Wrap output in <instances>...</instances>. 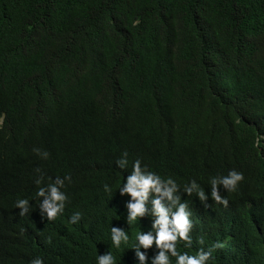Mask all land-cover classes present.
Listing matches in <instances>:
<instances>
[{
    "label": "trees",
    "instance_id": "1",
    "mask_svg": "<svg viewBox=\"0 0 264 264\" xmlns=\"http://www.w3.org/2000/svg\"><path fill=\"white\" fill-rule=\"evenodd\" d=\"M137 159L187 202L192 246L179 251L219 241L207 264H264V0H0V264H96L109 248L135 264L151 220L129 227L118 190ZM233 169L244 179L221 186L224 206L209 181ZM66 175L49 221L37 189ZM192 180L207 206L184 191ZM112 224L130 236L119 249Z\"/></svg>",
    "mask_w": 264,
    "mask_h": 264
},
{
    "label": "clouds",
    "instance_id": "2",
    "mask_svg": "<svg viewBox=\"0 0 264 264\" xmlns=\"http://www.w3.org/2000/svg\"><path fill=\"white\" fill-rule=\"evenodd\" d=\"M257 145L260 141L257 139ZM33 151L42 159H47L50 153L34 147ZM127 152L117 160L118 168L124 169L128 165ZM147 166L142 167L139 159L135 160L132 165V171L127 175L123 185L119 188V193L123 196H129L126 200V224L130 227L133 223L142 217H149L151 220L150 227L147 231L141 230L134 234V244L131 249L135 250V264H173L172 258H175L174 264H207L212 258L214 250L223 247L219 241L211 245L207 250L201 247L195 254L189 252H181L178 250V242L184 241L185 247L192 246V238L189 235L192 229V221L190 219V211L187 202H181V198L176 193L179 185L169 177L163 179L162 175L156 171L146 170ZM264 173V164L261 169ZM39 172L40 169H37ZM244 179L242 172L235 169L230 170L226 176H213L209 183L211 185L210 196L217 202L227 206L229 201L226 196L221 195V186L227 192H233L237 189L240 181ZM43 175L37 177L34 181L37 185L43 184ZM72 182L70 175L56 176L50 183L38 187L36 196L40 197L38 208L41 216L49 221L63 212L68 201V194L64 189L66 183ZM104 190L111 192V186L104 184ZM184 191L191 195L193 192L197 194L199 199L207 206L209 193L192 180L190 184L184 186ZM149 204L151 207L149 208ZM15 207L18 208L19 215L23 216L28 213L30 201L27 198H18L15 201ZM80 213H74L70 222L75 223L80 218ZM49 237V241H50ZM130 239L128 231L124 227L111 226V244L119 249L123 244L127 245ZM202 242V241H201ZM153 246H155L153 248ZM149 250L154 254L149 257ZM29 264H45L43 257L37 256L30 260ZM96 264H117L116 256L110 248L103 254L99 252L96 256Z\"/></svg>",
    "mask_w": 264,
    "mask_h": 264
},
{
    "label": "bare ground",
    "instance_id": "3",
    "mask_svg": "<svg viewBox=\"0 0 264 264\" xmlns=\"http://www.w3.org/2000/svg\"><path fill=\"white\" fill-rule=\"evenodd\" d=\"M203 1V0H202Z\"/></svg>",
    "mask_w": 264,
    "mask_h": 264
}]
</instances>
